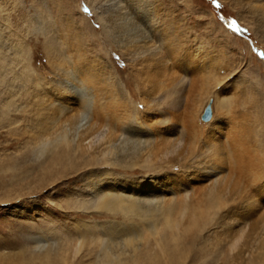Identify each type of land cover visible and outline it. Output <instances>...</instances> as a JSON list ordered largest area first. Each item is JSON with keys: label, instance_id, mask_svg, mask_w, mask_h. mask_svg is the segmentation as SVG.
Masks as SVG:
<instances>
[{"label": "rangeland", "instance_id": "rangeland-1", "mask_svg": "<svg viewBox=\"0 0 264 264\" xmlns=\"http://www.w3.org/2000/svg\"><path fill=\"white\" fill-rule=\"evenodd\" d=\"M262 5L0 0V264H264L239 247L249 221L203 222L229 157H217L223 171L204 165V131L241 127L243 86L264 107V40L248 10ZM132 6L141 14L114 37L108 21Z\"/></svg>", "mask_w": 264, "mask_h": 264}, {"label": "bare ground", "instance_id": "bare-ground-1", "mask_svg": "<svg viewBox=\"0 0 264 264\" xmlns=\"http://www.w3.org/2000/svg\"><path fill=\"white\" fill-rule=\"evenodd\" d=\"M256 1L259 3L264 2V0ZM248 10H251L250 14L254 18H258L257 24L262 28V31L259 32L254 30V34L264 40V6L262 5L260 8L255 6L253 9ZM141 12L142 10L138 6L119 10L118 15L108 21L114 37L125 36L128 33L129 26L133 25L132 19L135 15H140ZM142 22L145 26L148 25L146 18H142ZM166 26L163 40H167L165 54L169 56L171 45L174 44L168 42L169 37L167 38V36L168 34L172 36V31H170L171 26L169 24ZM208 65V73L212 78L211 80L221 83L219 79H216V76L220 74V68L218 69L217 67L216 69L210 63ZM204 68H207V66L205 65ZM185 70L187 71V68ZM206 78L209 77L207 76ZM239 94L243 95V97L239 98L240 104L233 111L240 110L242 112L238 122V125L241 126L240 128L227 131L228 126H219V120L210 121L212 110L210 119L204 121L206 123L210 121L209 127L203 133V152L206 150L205 154L208 155H204V165L214 166L215 169H219L220 165L223 166V164L218 161V155L224 152L229 157L226 158L228 170L226 176L222 179H217L212 184L216 186L207 191L209 199L203 204V222L207 224V221H222L228 215H233L240 222L249 221L248 228H243L244 239L239 244V247L248 248L255 245L258 251V253L255 252L257 254L256 258H261L264 255V107L261 98L259 99L255 94V90L251 85L243 86ZM217 104L218 108L221 107L222 110L230 109L225 107L226 103L222 100H218ZM108 119V124L112 125L110 129L116 131L119 127L118 124L121 123L120 119L116 120L112 117ZM90 129L92 130V128ZM114 134L116 133L111 132L108 137L110 147L112 149L119 144L120 148H118L122 152L123 145L121 144L125 143L123 142L124 139H122L121 143V137L118 136L116 138ZM177 148L178 146L175 151H177ZM219 170L223 171V168L221 167ZM233 178H237V180ZM204 223L203 226L206 225ZM232 224L225 231L221 229V234H231L233 230ZM239 240H241V236Z\"/></svg>", "mask_w": 264, "mask_h": 264}, {"label": "water", "instance_id": "water-1", "mask_svg": "<svg viewBox=\"0 0 264 264\" xmlns=\"http://www.w3.org/2000/svg\"><path fill=\"white\" fill-rule=\"evenodd\" d=\"M210 117H211L210 104L207 103L200 114V120L207 121L210 119Z\"/></svg>", "mask_w": 264, "mask_h": 264}]
</instances>
